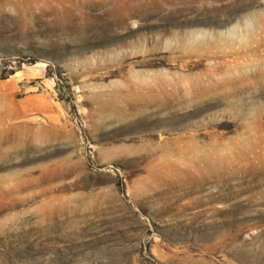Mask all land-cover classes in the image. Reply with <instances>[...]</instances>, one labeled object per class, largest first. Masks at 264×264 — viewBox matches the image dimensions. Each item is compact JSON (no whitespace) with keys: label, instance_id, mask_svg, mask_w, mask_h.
<instances>
[{"label":"rangeland","instance_id":"1","mask_svg":"<svg viewBox=\"0 0 264 264\" xmlns=\"http://www.w3.org/2000/svg\"><path fill=\"white\" fill-rule=\"evenodd\" d=\"M0 264H264V0H0Z\"/></svg>","mask_w":264,"mask_h":264},{"label":"bare ground","instance_id":"2","mask_svg":"<svg viewBox=\"0 0 264 264\" xmlns=\"http://www.w3.org/2000/svg\"><path fill=\"white\" fill-rule=\"evenodd\" d=\"M126 15H128V14H124V16H126ZM233 34L236 36V37H239V35H240V32H239V30H237V29H233ZM202 44V42L201 41H199V40H195V41H193L192 42V46H195V47H197V46H200ZM234 105L233 104H231V110H235L234 109Z\"/></svg>","mask_w":264,"mask_h":264},{"label":"trees","instance_id":"3","mask_svg":"<svg viewBox=\"0 0 264 264\" xmlns=\"http://www.w3.org/2000/svg\"><path fill=\"white\" fill-rule=\"evenodd\" d=\"M10 74H13V72H11Z\"/></svg>","mask_w":264,"mask_h":264}]
</instances>
